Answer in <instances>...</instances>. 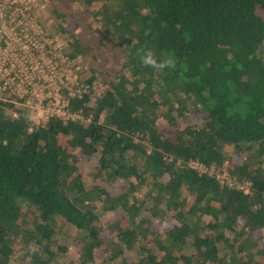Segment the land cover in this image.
<instances>
[{
	"label": "trees",
	"instance_id": "16d2710c",
	"mask_svg": "<svg viewBox=\"0 0 264 264\" xmlns=\"http://www.w3.org/2000/svg\"><path fill=\"white\" fill-rule=\"evenodd\" d=\"M72 1L77 12L52 8L53 30L69 62L89 63L73 70L65 107L84 121L50 115L29 130L25 106L0 103V264L22 237L38 247L24 264H56L72 229L79 250L66 264H264V0ZM141 47L174 53L176 68L143 66ZM63 143L91 163L92 189L64 184L82 170ZM104 178L119 187L109 193ZM113 208L126 225L101 223ZM170 210L172 229L153 231ZM107 240L113 252L96 257Z\"/></svg>",
	"mask_w": 264,
	"mask_h": 264
},
{
	"label": "built area",
	"instance_id": "2783aa9c",
	"mask_svg": "<svg viewBox=\"0 0 264 264\" xmlns=\"http://www.w3.org/2000/svg\"><path fill=\"white\" fill-rule=\"evenodd\" d=\"M47 2L0 0V103L12 101L25 106L29 130L44 123L50 115L84 121L80 112L65 109L66 97L74 96L75 88L79 87L73 70H78L82 63L76 64V59L69 62L61 52L63 39L40 25L37 16ZM11 22L14 26L8 30ZM186 165L205 171L202 164L193 160ZM239 188L248 191V186Z\"/></svg>",
	"mask_w": 264,
	"mask_h": 264
},
{
	"label": "rangeland",
	"instance_id": "374dc122",
	"mask_svg": "<svg viewBox=\"0 0 264 264\" xmlns=\"http://www.w3.org/2000/svg\"><path fill=\"white\" fill-rule=\"evenodd\" d=\"M47 3L48 4H46L41 9V12H40L39 16H37V18H38V21L40 22V25L44 29L49 31L53 36H55L56 33L54 32L53 29H54V25H55L56 14L53 12L52 8L55 7L59 11H64L67 8H71L73 10V12H77L78 8L74 5L72 0H49V2H47ZM13 26L14 25L11 22L10 25H7V29L8 30L12 29ZM62 42H64V40ZM258 54L264 61V43L260 46ZM75 63L76 64L82 63L84 66H89L88 61L84 60L83 58H80V60L76 58ZM67 74L69 75V73H67ZM72 76L73 75H71L69 78H72ZM95 87L96 88L100 87L98 81H96ZM179 99H181V96L179 97ZM156 110L159 113V117H158L159 122L163 123L164 117L162 115H160L161 110H163V109L158 108ZM197 116H199V115L197 114ZM63 147H64L66 152H68V153L72 152L77 157L79 156V161L77 164H78L79 169L82 170V173H80L79 176H69V177L65 178L64 184L69 186L70 188H72L73 191H85V190L92 189L93 186L97 185L96 184L97 181L94 179V176L91 175V172H86L88 165L91 166V163H89V162H87V160H85V158L83 157V155L79 149L78 150H76V149L71 150V148L66 143H63ZM227 148L228 147L225 146V149H227ZM243 158H244L243 154L241 152H237L236 154H234L233 163H240L243 160ZM206 171H208L210 174L215 173V171H213V167H211L210 170L208 169ZM216 176H218V178L221 181H226L225 178L227 177L229 182L233 183V181L230 180V178L233 176H231L227 170H224L221 173L216 172ZM107 182H108V180L106 178L102 179L101 180V184H102L101 186L104 187V189H106V190L110 189L109 193H113L120 185L119 181L117 179L113 178V180H109V183L111 185L109 184V188H107V186H106ZM235 184L237 187H244L245 188L246 186H248V182L235 183ZM145 192H146V190L144 188H142V189L136 191L135 195L144 194ZM191 200H192V195H189L187 197L186 201L184 202L183 207L188 208L189 205L191 204ZM96 204H97V206H100V201H97ZM97 206H96V208H97ZM97 210H100V208H97ZM118 218H119V221H118L119 226L122 227V226L126 225V217L122 216L116 208H113V209L106 211L101 216V223H103V224L112 223L115 220H117ZM173 225H174L173 211L170 210V211H166V214L163 216L154 215L151 228L153 231L162 232L165 229H172ZM22 226L25 228L26 224L23 222ZM58 226H59V228H63L62 226H64V222L60 221L58 223ZM71 231H73V232L68 231L67 235L65 236V239L63 242L64 253L60 252V255L58 254V256L56 258L57 259L56 264H66L69 260H72L73 258H75L77 256L79 246L76 244V241L74 240V238H76V236H77V233H76L75 229H72ZM109 231H110V234L115 233L114 228L110 229ZM255 236H257V238H258V244H260V246H263L264 235H262V232L257 231L255 233ZM30 246H35L36 248H38L29 239V237L20 238L17 242V245L10 252L7 264H24L28 260V255L30 253V251H29ZM111 252H113V247H112L111 243H108V240H107L106 242H104L102 245H100L99 247H97L95 249L94 255L96 257H103V255L104 256L110 255ZM124 255L127 258V260L131 259L130 251L126 250ZM96 263H98V261H96ZM105 264H111V261H109Z\"/></svg>",
	"mask_w": 264,
	"mask_h": 264
},
{
	"label": "clouds",
	"instance_id": "9594fccd",
	"mask_svg": "<svg viewBox=\"0 0 264 264\" xmlns=\"http://www.w3.org/2000/svg\"><path fill=\"white\" fill-rule=\"evenodd\" d=\"M145 35H149V31H145ZM135 45V41H133ZM136 54L139 56L140 63L148 68H152L158 72H162L166 69L172 70L176 68L177 59L174 53H169L166 57L159 58L152 48L141 47L138 48ZM29 251L31 253H36L37 248L35 246H30Z\"/></svg>",
	"mask_w": 264,
	"mask_h": 264
}]
</instances>
